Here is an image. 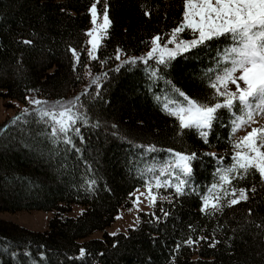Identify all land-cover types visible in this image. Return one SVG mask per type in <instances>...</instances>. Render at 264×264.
Wrapping results in <instances>:
<instances>
[{
	"label": "trees",
	"instance_id": "16d2710c",
	"mask_svg": "<svg viewBox=\"0 0 264 264\" xmlns=\"http://www.w3.org/2000/svg\"><path fill=\"white\" fill-rule=\"evenodd\" d=\"M92 2L0 0V99L6 100L8 108L15 107L12 101L31 107L25 100L30 95L50 101L72 98L88 83L83 78L86 65L93 74L109 71L101 98H84L92 122L99 119L101 126L81 129L85 142L81 145L76 141L80 153L65 152L61 144L59 154L50 156L53 146L40 135L42 125L10 124L20 108L0 124V129L8 125L7 131L0 132V213L54 214L46 232L0 219V264H264V228L255 226L264 224V185L258 174L237 183L238 187L256 186L254 194L248 193L249 201L226 206L214 216L200 211V194L213 183L217 166L203 153L223 155L225 163L231 159L227 114L225 126L218 125L206 145L195 130L178 134L177 121L162 111L155 99L163 96L165 84L158 81L149 91L151 82L143 64L125 66L118 73L110 71L120 63L114 58L117 47L127 55L140 56L149 50L153 35L170 32L182 19V0H107L112 25L97 51V60L87 55L90 46L85 34L92 27L88 12ZM102 10L103 2L98 4V11ZM146 10L151 12L149 17L143 14ZM182 37L191 38V32ZM23 39L33 44L25 45ZM69 45L80 52L75 69ZM218 47L223 45L210 44L200 59L178 57L165 70L170 73L167 79L190 96L204 97L211 90L201 77L207 68L214 67ZM102 60H107L103 68ZM112 124L125 140L112 135ZM141 144L197 152L193 179L197 192L176 199L174 207L164 202L163 208L170 213L166 219L156 222L143 213L135 229L113 236L105 231L122 209L131 207L128 193L142 184L137 170L150 164L153 157H168L167 152L141 156L143 150L133 146ZM89 177L97 180L93 191L84 185ZM73 205L85 210L72 217ZM153 211L162 216L159 202ZM101 231L105 232L102 239H90ZM189 235L209 239L189 247L183 244ZM213 239L217 243L210 247ZM177 243L181 246L175 251ZM82 247L87 254L77 259ZM12 252L17 255L11 256ZM25 252L31 255L25 256ZM41 252L45 254L43 260Z\"/></svg>",
	"mask_w": 264,
	"mask_h": 264
},
{
	"label": "snow or ice",
	"instance_id": "6c2138e0",
	"mask_svg": "<svg viewBox=\"0 0 264 264\" xmlns=\"http://www.w3.org/2000/svg\"><path fill=\"white\" fill-rule=\"evenodd\" d=\"M103 2L102 13L98 11V4ZM143 8L144 5H141ZM110 4L107 0H93L88 12L91 16L92 27L86 30V44L89 45L87 55L90 60H97V51L102 41L108 34L112 25L109 16ZM182 19L165 34L157 33L150 38L149 50L140 56L127 55L124 49L115 50V60L120 63L110 71L120 72L122 68L144 65V72L148 80L149 91L156 82L163 80L165 92L163 96H155L160 102L161 110L177 121L179 133L184 130H195L204 144L209 145V137L214 134L215 128L224 125V115L228 116V140L231 145L230 162L225 163L223 155L216 152H205L204 156L212 157L217 166L214 170V181L205 192L200 194V211L207 215H216L223 212L224 208L232 207L240 202L249 201V192L255 193L256 186L251 188L238 187L237 183L250 174H258L259 181L264 185V125L259 123L264 119V0H182ZM144 16L149 17L150 11H144ZM191 32V38L185 39ZM21 43L32 45L30 39H23ZM210 44H222L216 49L213 60L214 67L207 68L202 74V82L211 91L204 97L190 96L177 87L172 80L167 79L170 73L165 70L172 66L178 57L200 59L202 51ZM73 68L80 60V52L69 45ZM122 56L124 59H122ZM150 62H154V65ZM103 68L107 60H102ZM84 79L88 83L82 91L70 99L50 101L37 96H26L28 105L12 118L10 124H28L34 122L43 126L40 135L53 146L49 155L59 154V145L64 146V151L80 153L77 139L81 145L85 137L83 127L99 128L101 121L95 123L89 115L87 100L101 98V89L109 79V71L93 74L88 68ZM80 77H78L79 79ZM29 92L37 91L29 89ZM18 106V105H17ZM31 118V120H29ZM112 135L120 140L126 137L119 134L117 125L112 124ZM243 136L233 138L241 129H247ZM6 124L0 132L7 131ZM217 139L219 136L217 134ZM131 143V142H130ZM28 146V145H26ZM142 149L141 156L147 153L167 152L168 157L163 160L152 158L150 164L137 170V175L142 184L128 193L131 202L129 212L136 210L137 223L139 213L142 211L140 204L146 202L147 206L155 209L160 204L162 216L155 211L146 213L156 222L169 217V211L163 208V203L175 206L174 201L187 194L197 192L193 183L194 162L199 159L195 151H176L172 148L162 149L155 144L133 145ZM87 164V161L85 162ZM91 169V166H88ZM97 180L89 177L84 181L86 190L93 191ZM141 187L144 191H140ZM171 189V191H169ZM143 198V200H142ZM251 215V209L248 210ZM117 218H121L118 214ZM249 223H255L249 221ZM257 228H264V224H256ZM192 226L189 225V228ZM243 227V226H242ZM113 232L111 235L115 236ZM207 236L193 238L189 235L183 244L189 247L198 244L201 240L207 241ZM215 241L209 244L214 247ZM180 243L175 246V251L180 249ZM85 248L79 249L77 259L86 256ZM16 252L11 256L15 257ZM25 256L31 255L25 252ZM41 260L45 254L40 253ZM73 259V257H69ZM32 264H36L35 261Z\"/></svg>",
	"mask_w": 264,
	"mask_h": 264
},
{
	"label": "rangeland",
	"instance_id": "374dc122",
	"mask_svg": "<svg viewBox=\"0 0 264 264\" xmlns=\"http://www.w3.org/2000/svg\"><path fill=\"white\" fill-rule=\"evenodd\" d=\"M12 104L15 107L8 108L7 102L4 99H0V124L7 120L9 117H12L16 114V108L23 109L27 105L18 101H12ZM28 104V103H27ZM18 105V106H17ZM259 123L264 125V119H260ZM247 129L238 130L233 138L243 136ZM140 191H144V189H140ZM143 200V198H142ZM140 208L142 211L139 213V217L143 213H150L153 211L152 208L148 207L146 202L140 204ZM85 207L81 205H73L71 208V212L69 213L72 217H77L83 213ZM121 218H117L116 222L113 224L111 228H108L105 232L111 233L115 232L118 234H128L130 229H135L139 222L137 223L136 216L137 212L133 209L132 212L128 211V208L122 209L119 213ZM54 214L52 212H44V211H22L17 213H8L3 212L0 213V219L8 222L16 223L22 227H25L29 230L36 232H46L49 229V222L53 218ZM104 231L95 233L90 239L99 238L102 239L105 235Z\"/></svg>",
	"mask_w": 264,
	"mask_h": 264
}]
</instances>
